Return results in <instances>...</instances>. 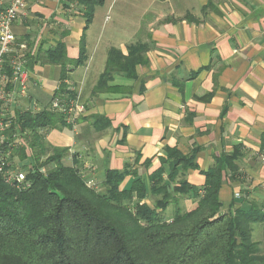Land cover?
<instances>
[{"label":"crops","instance_id":"0c3cea01","mask_svg":"<svg viewBox=\"0 0 264 264\" xmlns=\"http://www.w3.org/2000/svg\"><path fill=\"white\" fill-rule=\"evenodd\" d=\"M86 11L79 0H27L11 28L30 74L26 96L11 108L14 121L48 109L64 86L85 112L74 130L39 136L46 148L67 150L62 164L97 192L107 172H124L120 190L140 180L141 202L154 209L164 201L170 221L197 207L205 174L221 166L222 212L264 209V0H102L89 22ZM61 42L69 60L82 56L65 73L36 59ZM135 47L144 62L132 79L114 72L95 92L111 50L126 57ZM24 137L14 136L12 147L25 146ZM169 150L194 166L173 170Z\"/></svg>","mask_w":264,"mask_h":264},{"label":"trees","instance_id":"16d2710c","mask_svg":"<svg viewBox=\"0 0 264 264\" xmlns=\"http://www.w3.org/2000/svg\"><path fill=\"white\" fill-rule=\"evenodd\" d=\"M79 2L87 7V22L93 7L102 4V0ZM141 52L140 47L131 48L123 57L111 50L95 92L114 72L123 71L132 79L134 67L144 62ZM36 59L60 65L64 73L67 66L82 62V56L69 60L62 42ZM56 96L74 98L64 86ZM53 128L71 129L61 113L48 108L35 115L18 114L6 131L12 146L17 135L25 136V146L12 147L9 160L16 157L30 165L21 168L24 188L10 186L0 174V264H264L260 245L252 239V225L264 222V209L254 204L234 214L223 213L221 166L205 174L197 207L166 221L161 215L164 201L154 209L141 202L145 188L140 180L120 190L124 172H107L103 192L89 188L84 175L62 164L67 150L43 145L39 131ZM48 150L51 155H45ZM168 152L173 170L178 165L194 166L191 158ZM48 166L52 167L41 171Z\"/></svg>","mask_w":264,"mask_h":264},{"label":"built area","instance_id":"2783aa9c","mask_svg":"<svg viewBox=\"0 0 264 264\" xmlns=\"http://www.w3.org/2000/svg\"><path fill=\"white\" fill-rule=\"evenodd\" d=\"M26 9L27 0H0V174L7 184L18 189L27 186L25 172L14 168L9 160L12 145L5 134L14 123L11 108L16 105L18 98L26 96L30 77L25 68L24 56L16 48L11 30ZM49 109L61 113L72 130L77 118L85 112L84 106L77 99L60 96L53 98ZM86 185L94 188L89 181H86Z\"/></svg>","mask_w":264,"mask_h":264},{"label":"rangeland","instance_id":"374dc122","mask_svg":"<svg viewBox=\"0 0 264 264\" xmlns=\"http://www.w3.org/2000/svg\"><path fill=\"white\" fill-rule=\"evenodd\" d=\"M50 150L47 151L45 155H51ZM52 166L44 167L42 170L47 171ZM18 169V168H16ZM252 239L253 241L259 243L261 254L264 256V222L263 223H256L252 225Z\"/></svg>","mask_w":264,"mask_h":264}]
</instances>
